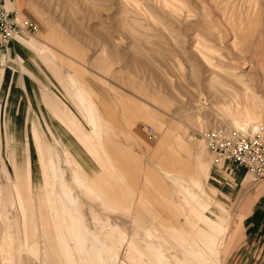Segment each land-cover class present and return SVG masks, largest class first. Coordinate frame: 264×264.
Returning <instances> with one entry per match:
<instances>
[{
  "label": "rangeland",
  "instance_id": "obj_1",
  "mask_svg": "<svg viewBox=\"0 0 264 264\" xmlns=\"http://www.w3.org/2000/svg\"><path fill=\"white\" fill-rule=\"evenodd\" d=\"M166 1L4 0L38 31L1 52L0 264H252L264 181L201 135L264 126V0Z\"/></svg>",
  "mask_w": 264,
  "mask_h": 264
},
{
  "label": "built area",
  "instance_id": "obj_2",
  "mask_svg": "<svg viewBox=\"0 0 264 264\" xmlns=\"http://www.w3.org/2000/svg\"><path fill=\"white\" fill-rule=\"evenodd\" d=\"M37 31L28 17L6 8L4 0H0V55L13 39L36 35ZM201 137L214 162L226 175L244 168L254 180L264 181V126H257L254 133L246 135L224 136L220 132L209 131Z\"/></svg>",
  "mask_w": 264,
  "mask_h": 264
},
{
  "label": "crops",
  "instance_id": "obj_3",
  "mask_svg": "<svg viewBox=\"0 0 264 264\" xmlns=\"http://www.w3.org/2000/svg\"><path fill=\"white\" fill-rule=\"evenodd\" d=\"M16 40H17L16 45H15L16 49L18 48V45L21 43L27 44L29 46H33L29 42L22 41L23 39H21V37H18ZM2 59H3V55H0V69H1ZM0 76H1V74H0ZM1 80H2V78H0V81ZM78 102L80 103L79 100H78ZM80 105H82V104L80 103ZM84 109H86V108H84ZM84 113L87 116V118L90 119L89 115H87L85 110H84ZM70 114L72 117H74V115L71 112H70ZM71 119H73V118H71ZM91 133L93 134V130H91ZM38 140H39V138H38ZM38 146H40L39 141H38ZM40 148H42V147H40ZM42 163H43V161H42ZM48 163H51L50 160H48ZM28 164H29V162H28ZM50 168H53V166ZM47 170H48V174H47ZM241 172L242 171L240 170L239 174ZM44 173L46 174V175H43L44 181H46V185L50 184V183H48L50 181V179H51V186H53L54 183L55 184L58 183L59 187H60V191H61V197H63V199L65 200V202L67 203L69 208L72 207L74 202H75V198H73L70 195L69 190L66 189V187H64V183L62 181V175L58 176V175H54L51 172H49V167H48L46 161L44 162ZM58 203L60 204V209L66 208L65 205H63L59 199H58ZM71 204H72V206H71ZM245 223H246V225H245L246 243H245L244 254L241 256V258H247V261H249V263L251 262L252 264H258V262L262 263V262H264V190H262V194L258 198V201L256 202V204L252 208L250 214L245 218Z\"/></svg>",
  "mask_w": 264,
  "mask_h": 264
},
{
  "label": "bare ground",
  "instance_id": "obj_4",
  "mask_svg": "<svg viewBox=\"0 0 264 264\" xmlns=\"http://www.w3.org/2000/svg\"><path fill=\"white\" fill-rule=\"evenodd\" d=\"M163 6L165 7V8H167L168 7V2L166 1V0H163ZM175 10V9H174ZM245 90L247 91V92H250V94L253 96V99H254V101H255V104L256 105H258V106H260V107H262L263 105H262V101L260 100V99H258V96L256 95V94H254V93H252L251 92V90L249 89V88H245ZM234 100V99H233ZM230 105V104H229ZM231 106V105H230ZM233 106H234V104H233ZM239 106V105H238ZM233 108H236V106L235 107H233ZM233 108H230V109H233ZM239 108V107H238ZM248 108V107H247ZM240 109V108H239ZM234 110H236V109H234ZM245 112V111H244ZM248 112V111H247ZM249 113V112H248ZM253 118H255V117H253ZM256 119V118H255ZM243 125H248L247 124V122H245V123H243ZM252 127H254V124H252L251 125ZM257 128V127H256ZM256 128L251 132V133H254L255 132V130H256ZM212 216V215H211ZM224 225V224H223Z\"/></svg>",
  "mask_w": 264,
  "mask_h": 264
}]
</instances>
